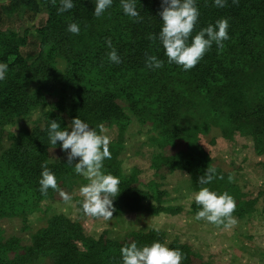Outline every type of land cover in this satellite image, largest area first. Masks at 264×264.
Listing matches in <instances>:
<instances>
[{
  "label": "trees",
  "instance_id": "obj_1",
  "mask_svg": "<svg viewBox=\"0 0 264 264\" xmlns=\"http://www.w3.org/2000/svg\"><path fill=\"white\" fill-rule=\"evenodd\" d=\"M73 3L71 10L59 15L50 0H8L0 8V17L7 24L22 22L27 13L47 11L39 35L28 38L27 43L23 40L31 52L22 55L14 50L0 61L8 64L6 78L0 81L2 131L8 130L6 118L12 122L16 117L43 112L30 131L12 133L13 144L2 160L15 180L0 188L11 191L9 199L0 202V219L60 199L52 195V188L46 194L39 191L42 165L55 174L57 187L63 189L72 181L71 167L54 162L60 142L53 146L48 141L50 120L64 128L79 117L92 128L103 124L105 129L115 127L120 132L134 119L143 124L151 121V126L167 137L166 146H160L156 170H184L197 190L201 187L199 177L210 165L197 144L200 132L216 127L230 135L239 133L264 152V0H228L224 8L214 7L212 0H197L200 14L188 42L201 28L221 18L228 19L229 39L219 51L213 44L188 71L169 64L158 40L148 39L149 34L160 31L161 0H136L139 18L125 16L120 0H113L99 18L92 15L94 0ZM72 22L80 27L78 35L66 31ZM108 38L121 58L119 64L107 58L111 50L105 43ZM152 55L164 61L162 68L145 66L146 57ZM119 145L109 144L111 158L104 160L103 171L119 179L115 211L138 212L150 194L132 176L121 174ZM176 147L183 151L176 152ZM205 186L230 194L221 178ZM155 208L152 206L156 212L167 211L163 206ZM21 216L27 222V214ZM47 223L28 248L21 249L15 239L10 241L11 256L4 264H33L43 258L52 264H121L120 249L127 244L164 243L163 238L149 233H133L120 240L107 236L88 239L63 216L53 215ZM169 248L180 250L181 264H204L189 246L172 244Z\"/></svg>",
  "mask_w": 264,
  "mask_h": 264
},
{
  "label": "rangeland",
  "instance_id": "obj_2",
  "mask_svg": "<svg viewBox=\"0 0 264 264\" xmlns=\"http://www.w3.org/2000/svg\"><path fill=\"white\" fill-rule=\"evenodd\" d=\"M7 4L8 0H0V8ZM46 19L47 11L43 9L38 14L27 13L23 21L16 24H7L0 17V61L14 50H19L22 55L31 52L29 47L23 45V40L27 43L28 38L37 37ZM11 32L16 33V38L10 35ZM9 59L12 61L13 57ZM41 113H34L29 118L16 117L12 122L6 118V132L2 131L0 123V188L15 180L8 164L2 160L7 154L5 151L13 144L12 136L30 131ZM104 134L110 137V143L120 144L116 150L121 174L132 176L140 188L149 192L144 209L138 212L121 209L107 220L85 216L80 209L82 197L79 187L87 180L73 171L72 183L69 182L63 189L58 186L52 192L61 200L53 198V201L39 203L31 211L25 210L19 215L0 219L2 264L10 259V241L15 239L21 249L30 247L34 236L47 226L53 215L63 216L74 223L88 239L98 240L107 236L120 240L133 233H149L153 237L163 238L168 247L172 244L189 246L204 264H264V152H260L251 139L239 133L230 135L229 131L224 132L216 127H211L205 134H198L199 149L205 152L216 174L223 177L225 188L235 201L232 215L236 223L224 229L222 225L217 227L194 219L197 207L190 196L197 189L186 171L175 169L161 173L156 170L157 155L162 145L166 146L167 137L155 130L151 121L143 124L134 119L126 131L120 132L114 127L105 129ZM176 148V152L183 151ZM59 151L54 162L68 166L66 153L61 149ZM5 190L0 189V202L7 201L11 195V191ZM61 192L70 197L67 202ZM152 206L157 209L163 206L167 211L156 212ZM22 214H27V222ZM43 259L33 264H52L48 258Z\"/></svg>",
  "mask_w": 264,
  "mask_h": 264
},
{
  "label": "clouds",
  "instance_id": "obj_3",
  "mask_svg": "<svg viewBox=\"0 0 264 264\" xmlns=\"http://www.w3.org/2000/svg\"><path fill=\"white\" fill-rule=\"evenodd\" d=\"M50 2L56 6L58 15L74 7L73 0H50ZM232 2L237 3L238 0ZM112 3L113 0H94L95 8L92 15L101 17ZM135 3L136 0H120V7L125 16L139 18ZM227 3L228 0H212L213 6L217 8H224ZM161 7L160 31L158 34H149L148 39L158 40L167 62L177 65L182 71L192 69L213 44L218 51L222 50L224 41L229 39L228 19L221 18L214 24L201 28L191 37V42H188L200 14L197 0H161ZM66 31L78 35L80 27L72 22L67 25ZM105 43L111 49L107 53L108 60L115 64L121 63L111 38L106 39ZM163 64L164 61L154 55L147 56L145 60V66L152 70L162 68ZM7 72L8 64L0 62V81L6 78ZM104 133L103 124L92 128L79 117L73 118L64 128L55 120H50L47 127L49 143L56 146L57 142H60L59 147L66 153L68 166L75 174L87 180V183L79 187V195L82 197L79 202L81 211L85 216L107 220L112 218L115 211L113 200L119 192V179L103 171L104 160L111 158L110 137ZM41 167L39 191L46 194L49 188L54 190L57 188V180L48 167L45 165ZM217 178L223 177H217L216 169L211 165L199 177L197 184L201 187L190 196L197 207L194 219L229 229L236 223L232 215L236 207L233 197L227 192L217 193L205 186ZM61 195L65 202L70 199L66 193ZM120 256L121 264H181L182 260L179 249L169 248L159 241L141 247H138L136 242H132L121 247Z\"/></svg>",
  "mask_w": 264,
  "mask_h": 264
}]
</instances>
